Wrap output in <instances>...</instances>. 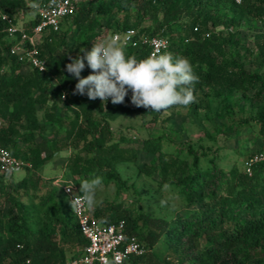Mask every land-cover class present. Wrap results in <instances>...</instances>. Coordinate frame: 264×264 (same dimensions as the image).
<instances>
[{
  "label": "trees",
  "instance_id": "1",
  "mask_svg": "<svg viewBox=\"0 0 264 264\" xmlns=\"http://www.w3.org/2000/svg\"><path fill=\"white\" fill-rule=\"evenodd\" d=\"M32 1L0 0V13L20 21ZM36 16L27 24L20 21L27 32ZM243 17L264 21V0H85L57 30L47 28L40 35L37 48L46 61L43 73L9 53L20 39L8 37L0 19V120H4L0 147L32 163L31 168H23L27 171L20 179L6 182L4 178L12 174L0 171V264H25L26 260L64 264L86 244L71 205L53 182L56 175L40 173L43 162L60 151H68L62 177L73 181L76 193L82 194L81 181L96 176L102 178L103 186L113 183V199L98 201L89 210L100 223L124 220L126 235H135L143 244L145 252L131 257L129 264H264V159L254 162L246 173L243 167H219L215 154L208 157L207 151L190 144L186 149L171 145L166 151L164 142L179 141L165 134L142 138L138 145V137H116L111 122L117 118L138 112L143 123H154L161 112L136 107L131 98L114 105L73 95L77 80L65 67L69 57L82 55L80 48L91 50L108 30L131 27L146 34L162 30L170 52L187 58L199 77L194 85L196 102L187 109L202 110L207 120H211L209 113L222 118L224 134H231L248 124L247 117L234 119L236 113L228 101L230 94L239 92V98L253 101V120L264 138V74L245 66L249 49L240 44L238 28ZM256 48L260 64L264 63V31L257 36ZM147 50L143 45H127L125 51L139 60ZM90 72L86 64L81 76ZM213 103L218 106L214 108ZM171 117L165 113L161 119ZM40 121L50 124L51 137L38 135L44 129ZM71 148L76 150L72 155ZM138 151L150 154L152 161L135 167L128 183L130 177L122 176L118 164L135 165ZM202 158L207 160L204 166ZM142 173L157 185L155 189L152 184L142 191L135 183ZM165 184L178 197L181 209L176 210L172 201L144 209L140 201L156 198ZM128 191L135 199L123 207L120 197Z\"/></svg>",
  "mask_w": 264,
  "mask_h": 264
},
{
  "label": "rangeland",
  "instance_id": "2",
  "mask_svg": "<svg viewBox=\"0 0 264 264\" xmlns=\"http://www.w3.org/2000/svg\"><path fill=\"white\" fill-rule=\"evenodd\" d=\"M37 1L38 0H33L32 2H28L26 4L22 12L23 17L20 18L22 23L27 24L29 19L36 15ZM144 24H148V21H144ZM238 28L240 30V44L249 49V53L246 55L245 59V66L251 70L258 69V71L264 74V63L260 64V57L258 56L256 48L257 36L259 33L264 31V21L243 17ZM110 35L111 32L109 30L105 32V37ZM244 50L245 49L242 48L241 52L245 54ZM251 95L252 91H249L247 96L250 97ZM239 96V92H233L228 96V101L236 113L234 119H236L238 116L247 117L248 124L238 128L231 134H224V124H222V118L219 119V117H213L214 115L212 116L209 113L210 116L208 117L211 118V120H207L202 110H199L198 112H191L189 109H187V107L183 106H174L167 112H161L157 121L154 123H143L141 114L134 112L130 115L121 116L115 121H112L111 126L116 137L120 134L138 137V141L135 142L136 145H138V142L142 138L155 137L160 134H165L172 140L179 141L178 144H176V142H164L163 147H165L164 149L166 151H169L171 148L179 144L183 147V149H186L188 144H190L198 151H207L208 157H210L212 154H215V160L219 167H222L223 169L236 167L238 170H241L243 159L257 148L259 140L261 139V135L258 131V124H256L253 120V115L255 113L253 101L249 98H239ZM216 106H218L217 103H213V107L215 108ZM165 113H171L172 117L169 120L163 121L161 117L165 115ZM146 117L148 116L146 115ZM217 128H220L221 131L216 133L215 129ZM47 133L51 134L50 126L47 129ZM74 151L76 150L71 148L70 154L72 155ZM67 153L68 151H60L58 154L59 158L56 161L52 158L45 160L41 165L44 174H61V176L64 177V170H62L60 167H62L61 165H63L68 160ZM151 161L152 156L150 154L138 151L135 165L119 163L118 166L120 167L122 176L130 177L128 180V183H130L133 180L132 178L136 171L135 167L141 168ZM205 163H207L206 158H202L201 165L204 166ZM55 166L57 168L53 169ZM26 171L27 170L23 168L17 169L12 172L10 177L4 178V180L7 182L12 179H20ZM144 176V173H142L140 176L134 179L135 183L140 185L141 190L145 189L147 185L151 186L152 184V189H155L157 185L154 182H151L148 177ZM156 193V198L143 199L140 201V204L144 209H156V205H161L160 201L163 199L162 197H174V199L170 201L178 206L176 210L179 211V209H181L179 208L180 204H178V197L172 194L169 189L165 190L163 187ZM113 197L114 185L112 182L107 186H102V188L97 190V202L101 200L110 201L113 199ZM63 199L66 203L70 204V201L65 194H63ZM134 199L135 194L131 193V191L123 193L120 197L123 207H126L127 204L131 203V201ZM5 207L6 203L4 202L3 209ZM159 249L162 250L161 246ZM157 253L159 252L157 251ZM70 256L71 255L69 253L68 258Z\"/></svg>",
  "mask_w": 264,
  "mask_h": 264
},
{
  "label": "clouds",
  "instance_id": "3",
  "mask_svg": "<svg viewBox=\"0 0 264 264\" xmlns=\"http://www.w3.org/2000/svg\"><path fill=\"white\" fill-rule=\"evenodd\" d=\"M133 34L130 31L99 38L93 42L91 50L80 48L82 55L69 57L71 62L65 66L66 71L77 80L73 95H87L88 99H100L103 104L110 98L116 105L124 103L131 91L134 106L155 112H167L174 106L187 107L196 102L194 85L199 77L194 74L190 61L167 51H155L139 60L134 55L128 56L125 50ZM85 62L91 72L82 77ZM44 70L43 67L40 72ZM65 185L71 192L74 184ZM102 186L99 176L81 181L79 192L82 195L73 194L70 200L73 212L79 214L85 206L95 207L96 193ZM168 188L165 184L164 189ZM172 199L174 197L162 199L161 206H168Z\"/></svg>",
  "mask_w": 264,
  "mask_h": 264
},
{
  "label": "built area",
  "instance_id": "4",
  "mask_svg": "<svg viewBox=\"0 0 264 264\" xmlns=\"http://www.w3.org/2000/svg\"><path fill=\"white\" fill-rule=\"evenodd\" d=\"M83 1L85 0H38L36 5L37 21L30 32L26 31L18 19L7 13H0L6 35L8 37L18 35L20 39L19 42L9 47V53L16 55L19 61L39 72L43 67L46 69V61L39 55L37 48L40 35L47 28L57 30L60 22L65 17L72 15ZM235 1L240 2V0ZM130 31L134 34L129 39L128 45L147 47L148 50L144 58L155 51L170 52L169 40L163 35L162 30L146 34L138 33L135 28L128 27L122 31H113L111 35L126 34ZM43 72L45 70L41 73ZM62 96L64 98V94L61 95V98ZM125 98H131V91ZM108 101L111 99L109 98ZM261 159H264V138H261L258 148L253 154L243 159V170L250 173L252 164ZM24 167H32L29 159L14 156L6 147H0L1 172L10 175L15 170ZM53 182L61 188L69 201L73 198V194H78L75 192V185L71 192L67 191L65 184H74L71 179L63 178L60 175L55 177ZM74 216L81 235L86 239V244L78 255L67 259L64 264H129L131 257L142 255L145 252V247L135 235H126L124 220L100 223L86 206L79 214L74 213ZM25 264H29V260H26Z\"/></svg>",
  "mask_w": 264,
  "mask_h": 264
},
{
  "label": "crops",
  "instance_id": "5",
  "mask_svg": "<svg viewBox=\"0 0 264 264\" xmlns=\"http://www.w3.org/2000/svg\"><path fill=\"white\" fill-rule=\"evenodd\" d=\"M23 71H25L26 69H27V66L24 64V65H22V68H21ZM46 106H47V104H46ZM45 106V107H46ZM42 110V109H41ZM40 110V111H41ZM2 122H4V120L2 121V120H0V123H2ZM40 123H42L43 125H44V129L42 130V133L41 134H38V135H40V136H42V137H51L52 136V134H49V133H47V129L49 128V123L48 122H43V121H40ZM40 138L41 137H39V136H37V140H40ZM60 153V152H59ZM59 153H57V155L56 156H54L52 159H55V161L56 160H58V158H59ZM62 167H60L62 170H63V165H61ZM57 167L55 166L53 169H56ZM40 173H41V175L42 176H44V177H53V176H60L61 174H54V175H45L44 174V172L42 171V167H41V170H40Z\"/></svg>",
  "mask_w": 264,
  "mask_h": 264
}]
</instances>
